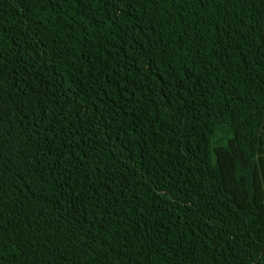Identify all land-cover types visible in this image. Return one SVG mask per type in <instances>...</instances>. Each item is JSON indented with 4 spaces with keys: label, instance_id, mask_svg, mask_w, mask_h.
<instances>
[{
    "label": "trees",
    "instance_id": "1",
    "mask_svg": "<svg viewBox=\"0 0 264 264\" xmlns=\"http://www.w3.org/2000/svg\"><path fill=\"white\" fill-rule=\"evenodd\" d=\"M264 0H0V264H264Z\"/></svg>",
    "mask_w": 264,
    "mask_h": 264
},
{
    "label": "crops",
    "instance_id": "2",
    "mask_svg": "<svg viewBox=\"0 0 264 264\" xmlns=\"http://www.w3.org/2000/svg\"><path fill=\"white\" fill-rule=\"evenodd\" d=\"M260 134L264 139V120L260 126ZM257 161H258V166L261 174V181L263 184V189H264V140L260 144H258V149H257Z\"/></svg>",
    "mask_w": 264,
    "mask_h": 264
}]
</instances>
